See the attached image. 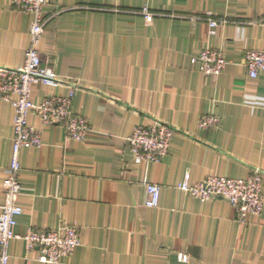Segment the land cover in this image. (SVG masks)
Listing matches in <instances>:
<instances>
[{"label": "crops", "instance_id": "0c3cea01", "mask_svg": "<svg viewBox=\"0 0 264 264\" xmlns=\"http://www.w3.org/2000/svg\"><path fill=\"white\" fill-rule=\"evenodd\" d=\"M146 6L153 16L143 15ZM208 12L228 22L212 32ZM44 16L43 62L81 83L73 111L92 132L77 142L30 114L44 143L21 149L15 232L77 226L81 244L60 264H264V210L241 222L228 201L202 202L178 188L187 174L196 182L264 172V74L251 77L245 64L248 49L264 50V0H48ZM31 20L0 0L1 65L22 64ZM205 46L225 52L218 77L193 62ZM57 92L67 93L38 84L32 99ZM203 114L220 125L199 128ZM13 118L12 104L0 100V204ZM154 118L176 128L169 153L136 163L128 137ZM149 182L161 185L155 208L144 203ZM9 253V264H42L22 238L11 240Z\"/></svg>", "mask_w": 264, "mask_h": 264}, {"label": "built area", "instance_id": "2783aa9c", "mask_svg": "<svg viewBox=\"0 0 264 264\" xmlns=\"http://www.w3.org/2000/svg\"><path fill=\"white\" fill-rule=\"evenodd\" d=\"M47 2L48 0H10L17 10L30 13L32 20L30 44L25 50L22 64H0V100L9 102L14 107L12 162L5 171L6 184L0 204V264H9V245L14 238H22L28 251L37 248V259L42 264H60L63 258L72 256L81 244L79 228L66 222L51 230L31 227L24 235L17 234L14 229L18 216L23 212L19 204L22 194L21 149L24 146L38 148L44 143L42 128L30 123V114L34 113L39 118L41 126L63 127L67 136L77 142H85L92 132L88 118L73 111V101L81 83L70 76L58 75L53 67L44 64L41 57L39 45L47 22L44 16ZM142 13L149 17L154 15L147 6ZM207 15L212 32L215 27L228 22L227 18L212 17L210 12ZM172 16L176 17L177 14ZM191 18L195 20L194 16ZM193 62L201 64L203 72L212 77L220 76L228 64L223 48L211 46H205L193 58ZM245 64L251 77L257 78L261 72L264 74V50L248 49ZM38 84L66 89L67 93H47L40 102H34L32 89ZM219 125L220 118L216 115L203 114L198 121V127L206 130H214ZM175 132L176 128L172 124L156 118L137 125L128 137L133 160L136 163H160L169 153ZM263 179L264 172L259 167H254L245 178L211 174L200 181L191 182L187 174L178 188L202 202L216 199L228 201L234 207L238 219L247 222L264 210ZM145 189V205L150 208L158 207L161 185L149 182ZM180 259L186 261L188 255L181 253Z\"/></svg>", "mask_w": 264, "mask_h": 264}]
</instances>
